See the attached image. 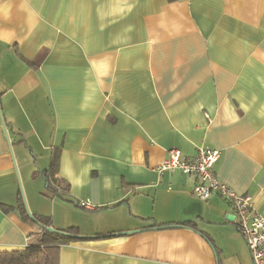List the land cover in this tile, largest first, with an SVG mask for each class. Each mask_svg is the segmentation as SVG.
Segmentation results:
<instances>
[{
  "label": "crops",
  "instance_id": "0c3cea01",
  "mask_svg": "<svg viewBox=\"0 0 264 264\" xmlns=\"http://www.w3.org/2000/svg\"><path fill=\"white\" fill-rule=\"evenodd\" d=\"M199 147L264 217V0H0V251L40 238L22 198L83 236L59 264H251L229 200L157 169Z\"/></svg>",
  "mask_w": 264,
  "mask_h": 264
},
{
  "label": "built area",
  "instance_id": "2783aa9c",
  "mask_svg": "<svg viewBox=\"0 0 264 264\" xmlns=\"http://www.w3.org/2000/svg\"><path fill=\"white\" fill-rule=\"evenodd\" d=\"M219 154L218 149L199 147L196 156L186 159L180 150L171 148L157 169L160 173L180 171L195 175L197 182L193 187V194L200 199H207L213 194L226 197L230 202L237 228L249 250L251 264H264V217L257 213L249 195L236 193L217 178L214 164ZM79 206L85 209L93 208L89 201H80Z\"/></svg>",
  "mask_w": 264,
  "mask_h": 264
},
{
  "label": "trees",
  "instance_id": "16d2710c",
  "mask_svg": "<svg viewBox=\"0 0 264 264\" xmlns=\"http://www.w3.org/2000/svg\"><path fill=\"white\" fill-rule=\"evenodd\" d=\"M59 160L60 150L55 148L51 153L48 169L40 172L46 184L45 195L49 198L60 197L65 192L61 187L63 181L57 177ZM8 207L5 209L8 210ZM17 208L21 213L22 220L29 222L33 229L38 231L40 238L37 243L28 244L21 249L0 251V264H59L60 246L83 238L76 227L64 230L55 229L52 227L49 217L31 214L22 198H20Z\"/></svg>",
  "mask_w": 264,
  "mask_h": 264
}]
</instances>
